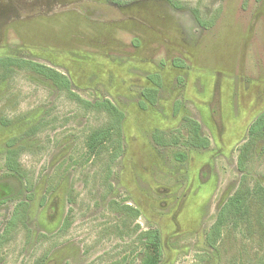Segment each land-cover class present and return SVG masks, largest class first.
Here are the masks:
<instances>
[{
	"label": "rangeland",
	"instance_id": "1",
	"mask_svg": "<svg viewBox=\"0 0 264 264\" xmlns=\"http://www.w3.org/2000/svg\"><path fill=\"white\" fill-rule=\"evenodd\" d=\"M262 113L264 0H0V261L264 264Z\"/></svg>",
	"mask_w": 264,
	"mask_h": 264
},
{
	"label": "trees",
	"instance_id": "2",
	"mask_svg": "<svg viewBox=\"0 0 264 264\" xmlns=\"http://www.w3.org/2000/svg\"><path fill=\"white\" fill-rule=\"evenodd\" d=\"M35 69L38 72L43 73L46 77L52 79L55 83L61 84V85L66 86V87L67 86L70 87L69 80L65 75L58 73L57 71H55L53 69H50L47 67H42L41 65L40 66L36 65ZM105 102L108 103V106L110 107V109L117 116L116 129H117V132L119 133V137H121L120 124L122 122L124 115L111 102H109V101H105ZM96 104H101V103H96ZM188 122L194 123V133H196V135L199 137V124H198V122L194 121L193 119H188ZM263 128H264V113L259 115L258 118L256 119V121L250 126L249 135L250 136L254 135V134L258 133L259 131H261ZM199 138L201 140H203V143H200L199 146H207L209 144L208 139H203L201 137H199ZM120 150H121V141L119 140L118 150L114 153V159H116L120 155ZM3 182L5 183L3 186V198L12 197L13 194L15 193L17 187H18L16 181L14 182V180L9 179L8 181L5 180ZM224 207H225V205L223 206L222 210L224 209ZM127 208L134 210L133 208H131L128 205H127ZM135 214L138 215V211L136 209H135ZM145 235L147 236V242L153 245L154 252L151 256L147 257L144 260V264H157L158 259L161 256L160 250H159V234L156 230L153 229V230H147L145 232Z\"/></svg>",
	"mask_w": 264,
	"mask_h": 264
},
{
	"label": "flooded vegetation",
	"instance_id": "3",
	"mask_svg": "<svg viewBox=\"0 0 264 264\" xmlns=\"http://www.w3.org/2000/svg\"><path fill=\"white\" fill-rule=\"evenodd\" d=\"M69 80V79H68ZM144 94V93H143ZM110 102V101H109ZM113 104V103H112ZM114 105V104H113ZM115 106V105H114ZM116 107V106H115ZM117 108V107H116ZM121 111V110H120ZM122 112V111H121ZM123 113V112H122ZM123 115H124V113H123ZM123 118H124V116H123ZM258 118V117H257ZM256 118V119H257ZM256 119L249 125V127H248V130H247V132H248V134H249V129H250V126L256 121ZM123 120V119H122ZM197 122V121H196ZM199 124V123H198ZM200 127V126H199ZM209 141V140H208ZM209 146V144L207 145V146H200V147H203V148H207ZM120 156V155H119ZM118 156V157H119ZM117 157V158H118ZM116 158V159H117ZM10 180H14V179H12V178H9ZM9 179H6L7 181L9 180ZM3 181H5V180H0V203L3 201V200H6V199H8V198H10V197H6V198H3V186H4V182ZM16 181V183H17V185H18V181L17 180H14V182ZM19 192V185H18V187H17V189H16V191H15V193L13 194V196H15L17 193ZM127 206V205H126ZM129 206V205H128ZM131 207V206H130ZM223 208V207H222ZM135 210V209H134ZM147 231V230H146ZM145 231V232H146ZM159 238H160V236H159ZM208 238V237H207ZM145 239L147 240V236L145 235ZM160 241V240H159ZM159 250H160V243H159ZM160 254H161V250H160ZM48 257V256H47ZM47 257L46 258H44V259H47ZM20 260H21V258H17V262L15 263V264H20ZM50 262H43V264H49ZM144 263V262H143ZM0 264H3V261L1 260L0 261ZM54 264H56V263H54Z\"/></svg>",
	"mask_w": 264,
	"mask_h": 264
},
{
	"label": "crops",
	"instance_id": "4",
	"mask_svg": "<svg viewBox=\"0 0 264 264\" xmlns=\"http://www.w3.org/2000/svg\"><path fill=\"white\" fill-rule=\"evenodd\" d=\"M155 76V75H154ZM155 78V77H154Z\"/></svg>",
	"mask_w": 264,
	"mask_h": 264
}]
</instances>
